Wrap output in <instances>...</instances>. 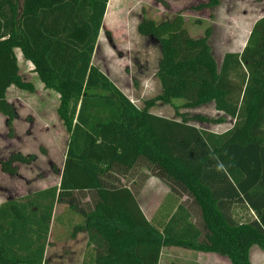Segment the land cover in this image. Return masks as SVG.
<instances>
[{
  "label": "trees",
  "instance_id": "16d2710c",
  "mask_svg": "<svg viewBox=\"0 0 264 264\" xmlns=\"http://www.w3.org/2000/svg\"><path fill=\"white\" fill-rule=\"evenodd\" d=\"M108 2L0 0V113L13 132L8 89L35 91L20 74L19 48L44 86L59 94L57 114L69 134L59 185L0 204V264H43L57 204L81 218L71 236L87 233L83 264H160L169 246L252 264L251 248L264 250V16L243 51L225 53L220 65L209 43L211 27L199 38H186L182 31L178 37L170 21L143 18L139 34L160 46L162 89L139 107L93 63ZM219 4L208 0L198 8ZM186 51L190 56L184 58ZM188 77L199 80L193 98L187 97ZM181 99L183 108L213 103L221 114L188 117L175 103ZM158 102L175 106L180 119L153 113ZM228 118L234 126L222 135L190 123ZM34 160L17 152L0 166L17 175L18 164ZM142 168L169 187L157 222L148 220L139 204L142 185L134 178L123 184L115 175ZM87 193L89 208L77 200ZM236 205L253 217L235 220L227 210Z\"/></svg>",
  "mask_w": 264,
  "mask_h": 264
},
{
  "label": "rangeland",
  "instance_id": "374dc122",
  "mask_svg": "<svg viewBox=\"0 0 264 264\" xmlns=\"http://www.w3.org/2000/svg\"><path fill=\"white\" fill-rule=\"evenodd\" d=\"M207 2L208 0H109L93 55L94 65L107 74L139 107H143L145 100L159 94L162 84L157 71L161 50L156 39L139 34L137 27L143 18L153 19L157 23L170 21L173 23L170 31L178 37L182 31L186 38H199L211 27L209 43L220 65L225 53L243 51L247 35H250L255 22L264 16V0H220V4L214 8H198ZM4 10L7 11L5 5ZM178 45L182 48L178 53L180 56L184 47L182 38L178 39ZM191 51L189 53L194 55V51ZM189 53L186 51L184 58L190 56ZM16 54L20 74L34 84L35 91L31 93L14 86L8 89L7 99L16 118L13 132H10L7 118L0 113V160L17 152L34 155L35 160L30 164H18L17 175L3 172L0 166V204L58 184L69 141V134L57 114L59 94L44 86L34 65L23 56L19 48L16 49ZM187 81L190 89L187 97L193 98L199 80L188 77ZM184 102V99L175 101L179 111L188 117L201 114L215 119L221 114L215 110L213 103L198 108H183L181 105ZM151 111L167 118L180 119L172 105L158 102ZM190 123L202 131L222 135L233 128L235 120L228 118L223 123L192 120ZM115 175L123 184L134 178L138 185H142L137 197L139 204L147 219L157 222L162 214L160 209L169 194V187L165 182L150 175L145 168L125 175L120 172ZM91 198V193L77 196V200L80 199L85 208L91 207ZM188 204L196 222L201 223L197 206L192 202ZM227 211L239 221L253 217L250 211L240 205ZM56 212L64 218L69 215L70 210L68 205L58 204ZM74 215L78 221L81 220L78 214H72ZM58 223L59 220L53 228L50 247H84L83 240H74L69 233L66 235L65 229ZM170 248L173 251H168ZM250 259L252 264H264V250L254 245ZM160 264H230V261L216 253L169 246L162 251Z\"/></svg>",
  "mask_w": 264,
  "mask_h": 264
},
{
  "label": "crops",
  "instance_id": "0c3cea01",
  "mask_svg": "<svg viewBox=\"0 0 264 264\" xmlns=\"http://www.w3.org/2000/svg\"><path fill=\"white\" fill-rule=\"evenodd\" d=\"M249 35H247V38ZM244 42H246V37L244 39ZM246 45V43H245ZM17 49V48H16ZM16 51V50H15ZM17 55V54H16ZM18 58V57H17ZM60 183V181H59ZM56 184V185H59ZM54 186V185H52ZM51 187V186H49ZM48 188V187H45ZM43 188V189H45ZM42 190V189H40ZM58 205V204H57ZM57 205L55 206L54 213H53V219L50 225V232L47 240V247L45 251V258L43 264H83V258L84 254L86 251V246H87V241H88V236L86 232H79L76 234V236L73 238L71 236L73 228L75 225L81 223V220L78 221L76 219V215L72 216L74 212L70 210L69 215L67 217H60L56 210H57ZM59 220L58 225L63 227L65 229L66 235L69 233L72 239L77 240L78 238L79 241L83 240L84 241V247H50L51 243V237H52V231L53 228L56 224V221ZM61 231V229H60ZM62 232V231H61ZM164 250V249H163ZM168 251H173V249H168ZM67 255V257H65Z\"/></svg>",
  "mask_w": 264,
  "mask_h": 264
}]
</instances>
